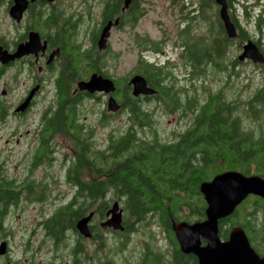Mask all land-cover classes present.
I'll return each mask as SVG.
<instances>
[{
    "label": "flooded vegetation",
    "instance_id": "1",
    "mask_svg": "<svg viewBox=\"0 0 264 264\" xmlns=\"http://www.w3.org/2000/svg\"><path fill=\"white\" fill-rule=\"evenodd\" d=\"M147 3L149 0H0V143L7 138L5 145L0 144V247L6 246L5 253L0 254V264H21L13 255L15 233L26 239L25 250L38 243V249L44 250L48 257L43 263L32 255L25 264H115L113 256L123 255L133 245V239L145 224L127 219V201L131 195L114 189L111 167L97 178L92 165L94 159L91 160L96 153L103 154L109 162L116 150L122 151L124 160L137 158L140 153L156 162V141L176 146L183 136H189L198 148L195 163L206 165L208 137L199 130L195 134L190 132L194 117L188 104L196 100L201 105L208 99L199 101L201 92L198 91L203 88L201 82L200 87L197 83V79L206 76L207 68L203 67L205 73L200 77L193 76L191 64L183 58L193 51L192 21L184 18L183 26L178 27V42L163 33L155 44L145 43L134 30L146 15ZM110 23L111 29L102 42V33ZM126 33L127 38L129 33L135 41L127 45L122 41L126 50L134 47L139 51V58L149 61L146 57L149 54L159 60L166 59L165 63L156 61V68L162 70L161 85L171 91L168 93L171 97L162 96L164 91L159 82L156 86L148 84L156 92L153 96L135 97L128 75L115 79L108 73L109 58L114 55V37ZM174 56L181 63L174 64ZM177 67L185 70L182 80L185 85L174 73ZM93 76L113 81L115 92L91 94L81 90V84L90 82ZM129 93L148 113L146 122L137 124L131 119ZM111 98L116 102V111L108 108ZM170 99L180 103V107L166 106ZM85 102L102 103L97 121L108 131L102 146L95 140V127L82 121L79 109ZM159 113L166 117L179 114L180 122L192 117L182 131L162 135L159 121L155 119ZM235 115L230 119L234 121L238 117ZM118 119L120 127L113 128L112 122ZM242 126L222 131L219 145L239 158L244 151L264 152L263 131ZM168 136V140L164 138ZM129 140L134 145H129ZM86 152L92 155L89 160L92 168H86L88 162L83 167L80 165L79 158ZM224 162L225 157L219 156L218 166ZM7 165L12 167L11 175ZM226 172L261 177L254 165L246 170L240 166L229 167L220 174ZM100 183L106 186L98 193ZM115 207V214H121L125 229L122 232L106 226ZM65 211L75 212L77 217L63 229L57 218L64 222ZM87 218H91L90 237L79 233L77 228ZM233 220L230 216L219 224L220 240L227 241L234 227H241L248 239V230L233 224ZM128 222L134 223L129 231ZM150 227L161 231L163 246L159 248L156 235H151V244L136 243L138 250L142 248L137 260L124 264H150L151 260L156 261L149 256L157 257L156 254L164 255V263L170 264L176 249L184 256H193L183 254L178 242L176 248L167 230L156 224V219ZM51 229L58 236L52 235ZM17 246L21 248L22 244Z\"/></svg>",
    "mask_w": 264,
    "mask_h": 264
},
{
    "label": "trees",
    "instance_id": "2",
    "mask_svg": "<svg viewBox=\"0 0 264 264\" xmlns=\"http://www.w3.org/2000/svg\"><path fill=\"white\" fill-rule=\"evenodd\" d=\"M229 6V13L233 23L238 30V39L230 40L224 30V26L220 20L219 8L215 5V0H199L198 17L194 18L195 22L199 19L207 24V34L202 38L194 39L192 37V53L183 55L184 60L191 64L193 69V76L200 77L204 74V68L213 70L219 74H228L227 78L235 73L239 61L228 62V54L233 42H238L240 45L248 40L250 37L246 31L240 29L237 21L233 17L232 0H227ZM258 22V28L260 27ZM193 23V21H192ZM203 41V42H202ZM233 41V42H232ZM145 43L149 42L144 40ZM202 42V43H201ZM261 53L263 49L255 42ZM202 47V48H201ZM264 69V65H262ZM143 76L146 82L151 86H156L159 82L163 97H171L170 90H165L161 85L162 70L156 68V63L149 61L145 57H141L133 74L129 75L132 78L134 75ZM262 88V89H261ZM256 89L252 93L248 101H240V99L228 101L223 95V92L218 91L215 94L210 93L205 103L199 105L196 100L191 104V113L194 117L191 131L199 130L200 134L207 136L208 150L206 165L195 163L194 159L197 155L195 150L196 142H192L189 136H183L176 146L167 144H159L156 141V162L154 159L147 158L138 153L137 158L125 159L122 157V151L116 150L112 160L109 162L107 158L101 153H96L92 158L91 154L82 153L79 158L80 165L87 164L86 168L95 166L97 178L105 174L108 168H112L113 180L111 181L114 189L120 192L129 193L130 199L127 201L129 214L127 219H134L137 223H144L147 226L154 224H161L171 237V242L177 246L175 234L171 230L173 223L187 222L189 224L195 222H202L206 219L205 211L207 205L203 195L201 194L200 185L204 182H210L214 177L224 170L230 168L248 169L254 165L257 173L261 177L264 176V152L261 150L244 151L240 158L230 151L219 145V135L222 131L232 128H240L242 118L236 117L233 121L230 118L233 114L240 110L241 106H247L250 109V115L255 119L261 113L260 108H264V85ZM131 91V89H130ZM129 93V108L132 120L137 124L146 122L148 113L145 112L136 100H133ZM173 97V96H172ZM166 106L172 109L180 107V103H176L174 99L166 102ZM258 114V115H257ZM252 117V118H253ZM233 124V125H232ZM197 133V132H196ZM194 141V139H193ZM129 145H134L135 142L129 140ZM86 155V157H85ZM225 157V162L221 166L219 164V156ZM143 156V157H142ZM242 157V158H241ZM92 165L89 164V160ZM83 167V166H82ZM81 167V168H82ZM131 172H133L131 174ZM139 174V176H138ZM156 177V182L154 178ZM105 183L97 184V192L99 193L104 187ZM138 192V193H137ZM156 194V199L154 198ZM154 196V197H153ZM75 212L64 213V222L57 218L62 228L68 226V223L73 224L77 217ZM233 224L242 226L248 230L249 241L254 249L261 257H264V201L254 196L250 200L243 202L233 213ZM134 223H127V229L132 230ZM60 228V230H63ZM63 232V231H62ZM50 233L58 236V232L51 229ZM149 256L156 262L151 260L150 264H165L163 261L164 255L156 254ZM170 264H198V260L194 256H184L176 249L172 254Z\"/></svg>",
    "mask_w": 264,
    "mask_h": 264
},
{
    "label": "rangeland",
    "instance_id": "3",
    "mask_svg": "<svg viewBox=\"0 0 264 264\" xmlns=\"http://www.w3.org/2000/svg\"><path fill=\"white\" fill-rule=\"evenodd\" d=\"M232 1L233 5L230 12L233 13L235 21H237L238 25L240 26L239 28L246 31L250 37V40L248 41H252L253 43L258 42V45L263 49L264 52V0ZM198 5L199 0H149V3H147L145 7L147 10L146 15L140 24H138V26L135 28L134 33L138 34L140 39L148 40L153 44L156 43V38L163 36V33L164 35L167 34L169 39H171L173 42H178L177 34H179L180 30L178 27L183 26V23L185 22L184 18H187L189 21H193L191 29L192 37H194V39L204 38L207 34V24H205V21L201 23L199 19L196 22L194 21V18L198 17ZM259 20H261V22L260 27L258 28ZM188 25H190V23ZM114 38L115 42L113 45V53L114 55L119 54V56L116 57V55H112L109 58L110 70H108V73L115 79L125 78L127 75L129 76L134 73L140 59L139 51L134 47H130V50L127 48L126 50L124 42L122 43V41H125L126 45L133 44L135 41L131 34L128 33V38L127 33L126 35L118 34ZM246 42L242 43L240 47L237 41L232 43L229 53H227L228 62L234 61L235 59L238 60V56H240L242 47L246 44ZM168 44L172 46V42L169 41ZM177 54H179V52H177ZM155 56L156 55L154 54H149L146 57L155 63L156 61L165 63V58L159 60ZM177 57L178 56L173 57L174 64L176 65L181 63ZM174 73L177 75V77L179 76V81L184 84V81H182L185 74L184 68L181 71L177 67ZM227 76L228 74H219L213 70H208L205 77L202 79H197L198 87L201 86V84H199L201 82L203 88V90L198 91L201 92V94H199V101L202 102L205 100L210 93L215 94V92L217 93L218 91H221L228 101L240 99V101L247 102L249 97L252 96V93L264 85V69L262 68V65H253L251 61L239 62V65H237L235 69V73H232L231 77L229 78H227ZM101 108L102 103L85 102L80 106L79 109L82 116V121L86 122L90 127H95V140L98 146H102L105 143L107 139L106 136L108 134V131L103 130L97 121L101 115ZM260 109L261 113L259 115L257 114V119L250 115V109L245 105L240 107V110L237 111V115L235 116H240L242 118L243 128L262 130L264 133V108ZM178 115L166 117L163 115L160 116L159 113L155 117L156 121H159L162 135H170L175 131L180 132L182 131L181 129L188 127L191 120L190 117H192V115L186 117L187 119H184L181 122L179 121ZM112 127H117L118 129L120 127V120L118 119L117 122L113 121ZM169 137L170 136H168V138H164L168 140ZM6 140L7 138L4 137L0 144L5 145ZM4 155L7 158L8 152L4 153ZM7 169L8 174L11 175L12 167L7 165ZM30 229H32V227H30ZM150 229V226L143 225L139 230L140 232L138 237L133 239V245H130V248L125 253H123V255L116 254L113 256L115 264H124L128 261L131 263L135 262L137 260V254H139L142 250V248L138 250L136 243H140L142 246L151 244L149 241V237L151 235H156L155 243L159 248L160 246L162 247L163 243H161V241H163V237L161 231L157 230L158 227H156V229ZM14 236H16L14 240L16 243L13 245V255L15 258H19L20 261L18 262L25 264L27 263L26 259H30L32 255L36 257L37 262L41 261L45 263L46 259L48 260L44 250L40 251L38 249V243H35L32 249L29 247L25 250L24 246H26V244H24V242L26 239L20 234L15 233ZM20 244H22L21 248L17 246ZM113 250L115 251L114 247ZM67 261L68 259L66 258L65 263Z\"/></svg>",
    "mask_w": 264,
    "mask_h": 264
},
{
    "label": "water",
    "instance_id": "4",
    "mask_svg": "<svg viewBox=\"0 0 264 264\" xmlns=\"http://www.w3.org/2000/svg\"><path fill=\"white\" fill-rule=\"evenodd\" d=\"M219 8L220 20L230 40L238 39V30L233 23L227 0H215ZM110 23L104 30L101 41L103 42L111 29ZM239 62L251 61L253 65H264V53L252 41H247L238 56ZM135 97L153 96L154 89L148 86L145 78L140 75L133 76L130 81ZM81 90L91 94L100 92L111 94L115 92V84L111 80L93 76L90 82L81 84ZM116 102L109 100V109L116 111ZM201 194L207 205L202 222L192 224L186 222L173 223L171 230L175 234L176 242L185 255H193L198 264H264V257L254 251L245 231L241 227H234L227 241L220 240L219 224L222 220L230 217L245 200L250 197H258L264 201V177H245L237 172L219 174L210 182L200 185ZM116 207L112 211L113 217L106 226L114 230L124 229L121 214H115ZM87 218L78 223V231L85 237H90ZM203 241L205 245H203ZM6 246L0 247V254L5 253Z\"/></svg>",
    "mask_w": 264,
    "mask_h": 264
}]
</instances>
